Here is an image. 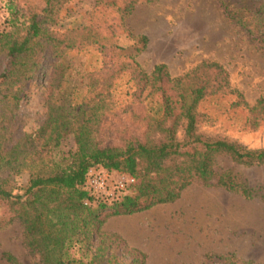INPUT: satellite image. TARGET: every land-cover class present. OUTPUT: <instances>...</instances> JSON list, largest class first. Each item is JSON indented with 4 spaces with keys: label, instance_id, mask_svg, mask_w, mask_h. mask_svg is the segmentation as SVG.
Listing matches in <instances>:
<instances>
[{
    "label": "trees",
    "instance_id": "16d2710c",
    "mask_svg": "<svg viewBox=\"0 0 264 264\" xmlns=\"http://www.w3.org/2000/svg\"><path fill=\"white\" fill-rule=\"evenodd\" d=\"M67 1L43 0L38 9L17 8L15 13L23 20L12 31L0 32V204L8 208L0 217V229L18 221L25 247L38 255L40 264H144V254L117 233L103 230L104 222L173 202L194 181L253 197L255 189L233 168H222L218 158L247 167L264 165V147L249 148L226 137L210 136L199 131L198 125L210 118L201 108L207 103L218 110L227 105L233 111L228 119L243 112L242 125L255 129L264 118V96L248 103L230 85L225 68L210 59L178 76H171L163 63L150 71L143 69L135 55L144 49L146 37L135 38L134 53H126L117 44V34L136 4L154 0H95L114 13L110 19L91 17L87 24L56 29L51 25ZM232 18L264 46V6L254 12L242 7ZM86 47L97 50L101 65L84 74L85 94L75 112L59 104L47 86L37 127L26 132L19 114L25 82L38 78L46 58L51 59L54 79L62 73L60 65L67 52ZM124 76L131 90L119 110L131 113L142 126L141 134L121 144H102L97 138L99 127L108 114L117 112L114 90ZM148 96L157 99V113L147 109ZM154 133L160 139L153 140ZM69 134L75 150L65 162L51 158L50 150ZM98 165L135 178L121 200L108 203L90 193L86 174ZM24 172L29 175L27 182L17 186L16 177ZM124 251L131 256H124ZM3 258L17 264L8 252Z\"/></svg>",
    "mask_w": 264,
    "mask_h": 264
},
{
    "label": "rangeland",
    "instance_id": "374dc122",
    "mask_svg": "<svg viewBox=\"0 0 264 264\" xmlns=\"http://www.w3.org/2000/svg\"><path fill=\"white\" fill-rule=\"evenodd\" d=\"M42 5L43 0H0V32L12 31L23 20L20 13H15L17 8L32 6L38 9ZM263 6L264 0L141 2L125 18L117 34V44L126 53H134L135 38L145 36L146 45L135 55V60L146 71L163 63L171 76L184 74L203 59L217 61L227 71L230 85L240 90L252 104L264 96V46L259 38L235 22L232 13L242 7L254 12ZM113 14L95 0H69L59 9L51 26L62 30L87 24L91 17L110 19ZM100 65L99 54L94 48L72 50L60 65L62 73L53 79L51 59L46 58L38 78L26 81L22 89L19 114L26 122L24 130L36 129L49 93L44 92L47 86L59 104L75 112L85 94L84 74ZM130 86L127 76L117 82L114 90L117 112L108 114L99 127L97 138L102 144H121L124 139L141 134L142 126L133 121L131 113L119 110L129 98ZM145 104L150 112H158L155 97L148 96ZM226 106L218 110L204 103L201 108L210 118L199 123V131L238 141L249 148L264 147V118L257 128H245L242 125L245 114L238 112L234 119H228L233 111H228ZM181 136L179 128L177 137ZM151 138L158 140L160 135L154 133ZM74 150L73 135L69 134L58 147L50 150L49 155L65 162ZM218 163L222 168L231 167L240 173L248 186L255 189L254 196L245 198L223 187L194 181L175 201L109 217L103 230L117 233L128 246L141 251L145 256L144 264H264V165H237L226 157H219ZM108 173L112 179L127 174ZM28 176L26 172L17 176V186L25 185ZM7 212V206L0 204V217ZM114 220L129 222L132 227H123L133 230L132 235L124 236L115 227L107 229V222ZM4 252L13 255L17 264H40L38 255L25 247L23 229L18 221L0 229V264H11L3 258ZM130 254L124 251V256L130 257Z\"/></svg>",
    "mask_w": 264,
    "mask_h": 264
},
{
    "label": "built area",
    "instance_id": "2783aa9c",
    "mask_svg": "<svg viewBox=\"0 0 264 264\" xmlns=\"http://www.w3.org/2000/svg\"><path fill=\"white\" fill-rule=\"evenodd\" d=\"M133 182L134 177L129 174H119L112 179L108 171L99 167H90L86 174V185L90 193L96 198L106 199L108 203L121 200Z\"/></svg>",
    "mask_w": 264,
    "mask_h": 264
},
{
    "label": "crops",
    "instance_id": "0c3cea01",
    "mask_svg": "<svg viewBox=\"0 0 264 264\" xmlns=\"http://www.w3.org/2000/svg\"><path fill=\"white\" fill-rule=\"evenodd\" d=\"M123 226H126V227L131 226L132 227V225L129 224V222H125V221L114 220V221H111L109 223L107 222V229H113V227H115L124 236H126V235L131 236L132 235L131 233L133 232V230L124 229Z\"/></svg>",
    "mask_w": 264,
    "mask_h": 264
}]
</instances>
